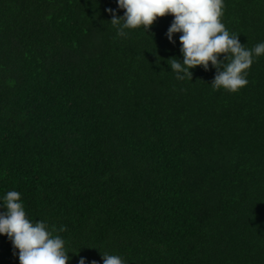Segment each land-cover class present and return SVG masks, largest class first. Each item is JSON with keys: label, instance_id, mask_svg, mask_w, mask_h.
Masks as SVG:
<instances>
[{"label": "trees", "instance_id": "16d2710c", "mask_svg": "<svg viewBox=\"0 0 264 264\" xmlns=\"http://www.w3.org/2000/svg\"><path fill=\"white\" fill-rule=\"evenodd\" d=\"M224 3L241 45L264 42V0ZM106 9L0 0V200L18 191L70 264H264V55L235 93L211 65L179 81L171 15L123 38ZM0 264H19L5 236Z\"/></svg>", "mask_w": 264, "mask_h": 264}, {"label": "clouds", "instance_id": "9594fccd", "mask_svg": "<svg viewBox=\"0 0 264 264\" xmlns=\"http://www.w3.org/2000/svg\"><path fill=\"white\" fill-rule=\"evenodd\" d=\"M116 5L122 16L113 9L105 11L111 15L117 36L123 38L131 30L146 33L157 18L173 17L166 38L174 43L173 37L179 34L182 60H168L179 81L186 77L191 81V69L200 66L207 71L211 65L215 69L211 86L235 93L248 84V70L255 58L264 55V42L249 49L222 23L224 0H116ZM0 209V236L11 242L19 264H70L65 239L54 235L45 221L28 218L18 191H8L0 200ZM101 257L103 264H126L119 255ZM78 264H86V258L81 257Z\"/></svg>", "mask_w": 264, "mask_h": 264}]
</instances>
